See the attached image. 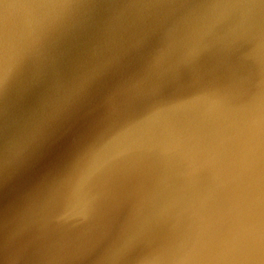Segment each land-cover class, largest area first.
Listing matches in <instances>:
<instances>
[{
  "label": "clouds",
  "instance_id": "9594fccd",
  "mask_svg": "<svg viewBox=\"0 0 264 264\" xmlns=\"http://www.w3.org/2000/svg\"><path fill=\"white\" fill-rule=\"evenodd\" d=\"M0 264H264V0H0Z\"/></svg>",
  "mask_w": 264,
  "mask_h": 264
}]
</instances>
